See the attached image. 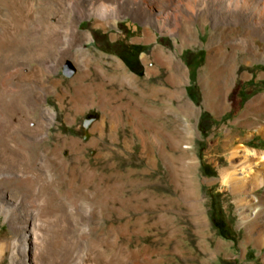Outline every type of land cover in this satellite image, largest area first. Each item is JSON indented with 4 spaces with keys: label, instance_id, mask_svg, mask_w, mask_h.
Returning <instances> with one entry per match:
<instances>
[{
    "label": "rangeland",
    "instance_id": "obj_1",
    "mask_svg": "<svg viewBox=\"0 0 264 264\" xmlns=\"http://www.w3.org/2000/svg\"><path fill=\"white\" fill-rule=\"evenodd\" d=\"M173 1L0 0V264H264L220 176L264 150V16Z\"/></svg>",
    "mask_w": 264,
    "mask_h": 264
},
{
    "label": "bare ground",
    "instance_id": "obj_2",
    "mask_svg": "<svg viewBox=\"0 0 264 264\" xmlns=\"http://www.w3.org/2000/svg\"><path fill=\"white\" fill-rule=\"evenodd\" d=\"M204 1L206 0H174L173 9L176 13H180L181 8H185L189 11H192V8L196 4H199L198 2L203 3ZM222 1L224 9L226 10L231 11L237 8H242L246 11L248 16H255L257 14H261L264 16V0ZM161 16L164 19L167 18V15ZM164 25L165 24L162 23L160 26L163 30L166 29ZM261 25L264 26V20L261 21ZM212 67L213 56L209 53L207 58V68L211 69ZM255 110L263 113L264 104L256 105ZM251 123L249 124L251 125ZM256 132L264 134V125H258V128H256ZM231 155H239L241 158L238 164H232L231 167L221 170L220 176L221 180L224 183H228L232 187V190L238 193H254L258 190L259 186H264V150L255 149L241 144L240 146L234 148L231 151ZM244 202L245 203L242 204L241 219L238 225L243 226L245 228L250 238L251 235H254L252 239L256 243H258L259 246H264V190L261 195L254 194L253 197L248 200H245ZM31 230V228H28L27 232L29 231L31 233ZM1 245L2 244H0V252L3 251Z\"/></svg>",
    "mask_w": 264,
    "mask_h": 264
},
{
    "label": "trees",
    "instance_id": "obj_3",
    "mask_svg": "<svg viewBox=\"0 0 264 264\" xmlns=\"http://www.w3.org/2000/svg\"><path fill=\"white\" fill-rule=\"evenodd\" d=\"M137 52H139V50L136 49L132 53L134 59H135V56H136ZM196 55H198L197 56L198 57V60L194 63L192 57H195ZM192 57L189 60L186 61V66H188L190 68V72H189V80H190V82H193V80H194V70H195V67L197 66V64L199 63V60L201 58V55L199 54V52H196V53L192 54ZM193 87H194L193 84H189V85L186 86L185 89H186V93H187L188 97L192 101L196 102L197 99H196V97L194 95Z\"/></svg>",
    "mask_w": 264,
    "mask_h": 264
},
{
    "label": "flooded vegetation",
    "instance_id": "obj_4",
    "mask_svg": "<svg viewBox=\"0 0 264 264\" xmlns=\"http://www.w3.org/2000/svg\"><path fill=\"white\" fill-rule=\"evenodd\" d=\"M122 60H123L124 62H126V65H127V66H130V61H131L132 59H131L130 54H129L128 52H125V53L122 55Z\"/></svg>",
    "mask_w": 264,
    "mask_h": 264
},
{
    "label": "water",
    "instance_id": "obj_5",
    "mask_svg": "<svg viewBox=\"0 0 264 264\" xmlns=\"http://www.w3.org/2000/svg\"><path fill=\"white\" fill-rule=\"evenodd\" d=\"M142 73V71H139V74H141Z\"/></svg>",
    "mask_w": 264,
    "mask_h": 264
}]
</instances>
